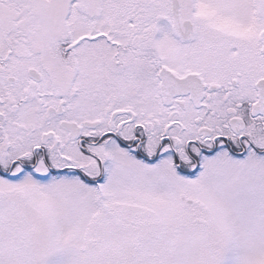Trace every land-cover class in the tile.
Listing matches in <instances>:
<instances>
[{
    "label": "snow or ice",
    "instance_id": "snow-or-ice-1",
    "mask_svg": "<svg viewBox=\"0 0 264 264\" xmlns=\"http://www.w3.org/2000/svg\"><path fill=\"white\" fill-rule=\"evenodd\" d=\"M0 264H264V0H0Z\"/></svg>",
    "mask_w": 264,
    "mask_h": 264
}]
</instances>
